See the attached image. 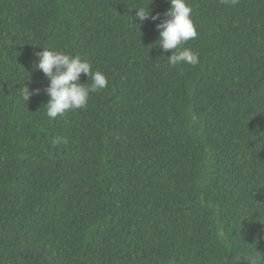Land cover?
<instances>
[{"label": "trees", "instance_id": "1", "mask_svg": "<svg viewBox=\"0 0 264 264\" xmlns=\"http://www.w3.org/2000/svg\"><path fill=\"white\" fill-rule=\"evenodd\" d=\"M186 3L195 66L157 48L166 0H0V264L264 256L250 228L264 223V0ZM42 48L108 86L50 120Z\"/></svg>", "mask_w": 264, "mask_h": 264}, {"label": "clouds", "instance_id": "2", "mask_svg": "<svg viewBox=\"0 0 264 264\" xmlns=\"http://www.w3.org/2000/svg\"><path fill=\"white\" fill-rule=\"evenodd\" d=\"M166 2L170 5L164 14L167 18L156 24V29L159 32L157 48L164 53L171 52V55L167 57L170 66L180 64L195 66L199 63L198 54L190 49L182 50L180 48L181 44L195 39L198 35L192 20L193 9L186 3V0H166ZM224 2L228 3L229 0H224ZM230 2L235 3L236 0H230ZM133 10L136 11L135 19L141 23L148 19L153 22L160 19L159 14L151 15L149 7H137ZM42 49L43 51L36 53L38 62L35 67L42 71L48 81V87L45 91L49 96V101L45 108L46 115L50 120H55L68 111L86 108L90 94L108 86L107 77L100 71H93L89 61L82 60L79 56H73L70 53ZM81 74H84L87 78L91 77V86L80 82ZM122 80L125 87L131 85L129 77L124 76ZM23 91L25 93L24 99L28 101L30 96L38 95L40 89L30 91L26 86ZM156 118L163 121V116ZM129 140L130 136L119 138L120 143ZM145 172L146 170L143 169V173ZM115 184L123 187L121 181L117 178ZM250 228L259 237L264 251V223L260 225L252 224ZM242 258L247 261V264H264V256L261 254L260 256L237 254L235 264H240Z\"/></svg>", "mask_w": 264, "mask_h": 264}]
</instances>
